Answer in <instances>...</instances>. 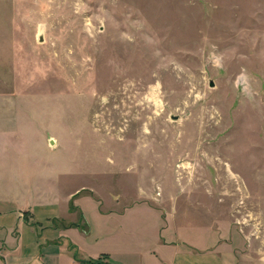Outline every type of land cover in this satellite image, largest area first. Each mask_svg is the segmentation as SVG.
Here are the masks:
<instances>
[{"label":"rangeland","instance_id":"1","mask_svg":"<svg viewBox=\"0 0 264 264\" xmlns=\"http://www.w3.org/2000/svg\"><path fill=\"white\" fill-rule=\"evenodd\" d=\"M79 199L264 264V0H0V209Z\"/></svg>","mask_w":264,"mask_h":264},{"label":"crops","instance_id":"2","mask_svg":"<svg viewBox=\"0 0 264 264\" xmlns=\"http://www.w3.org/2000/svg\"><path fill=\"white\" fill-rule=\"evenodd\" d=\"M72 203L61 205L63 212L0 209V264H86L99 259L101 264H245L218 242L166 234L168 221L128 226L117 202L107 212L97 208L105 218L98 227L83 200H77L79 214ZM28 209L32 215L23 214ZM135 230L138 237L132 234Z\"/></svg>","mask_w":264,"mask_h":264},{"label":"trees","instance_id":"3","mask_svg":"<svg viewBox=\"0 0 264 264\" xmlns=\"http://www.w3.org/2000/svg\"><path fill=\"white\" fill-rule=\"evenodd\" d=\"M102 263V259L99 260H95V261H87L86 264H101Z\"/></svg>","mask_w":264,"mask_h":264}]
</instances>
